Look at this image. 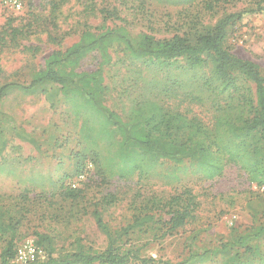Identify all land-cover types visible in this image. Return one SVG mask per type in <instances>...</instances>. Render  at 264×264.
<instances>
[{
    "label": "rangeland",
    "instance_id": "rangeland-1",
    "mask_svg": "<svg viewBox=\"0 0 264 264\" xmlns=\"http://www.w3.org/2000/svg\"><path fill=\"white\" fill-rule=\"evenodd\" d=\"M259 6H264L263 0H26L17 14L0 5V88L9 85L0 96V195L25 193L30 206L14 238L17 246L36 234H46L53 238L55 254L72 252L77 240L91 251L102 252L107 239L95 226L94 208L112 232L131 225L135 216L148 218L118 238L115 246L139 259L151 258L152 264L177 262L189 250L200 253L233 243L263 226L264 197L251 188L256 183L245 169L247 159L230 162L226 155L215 154L223 171L212 180L190 163L152 164L138 157L139 168L132 170L134 166H124L116 158L118 135L101 128L75 101L63 97L58 86L48 84L45 91L32 95L16 89L30 83L52 51L67 49L85 31L96 32L101 26L119 29L132 42L143 34L158 40L193 37L228 14L255 11ZM5 26L24 33L11 38L2 31ZM225 47L255 63L264 74V12L246 14L229 28ZM110 54L112 63L103 68L104 105L125 122L147 117L161 107L209 130L210 136L183 130L177 133V141L189 143L191 138L190 143L208 145L221 138L218 143H225L222 129L212 128L215 119L239 114L241 109L233 110L239 107L238 99L247 108L255 103V87L244 79L238 81L236 93L201 88L203 77H212L210 66L192 67L178 59L165 67H145L118 48L110 49ZM97 68L93 56L78 71ZM192 93L202 102H191ZM86 163L93 167L91 178L75 193L74 201L66 199V183ZM184 190L199 202L197 218L169 231L168 209L153 210L147 201H165ZM204 264H264L263 238Z\"/></svg>",
    "mask_w": 264,
    "mask_h": 264
},
{
    "label": "trees",
    "instance_id": "trees-1",
    "mask_svg": "<svg viewBox=\"0 0 264 264\" xmlns=\"http://www.w3.org/2000/svg\"><path fill=\"white\" fill-rule=\"evenodd\" d=\"M25 5L26 0H23L19 12L23 11ZM255 12H264V6H259L255 11L228 14L218 20L212 28H205L193 37L174 35L168 40H158L152 35L143 34L136 42H132L119 29L103 26L96 32L85 31L78 41L67 49L52 51L44 59L43 66L32 75L30 83L27 86H17L16 89L25 95H32L37 91H45L48 84L58 86L63 97L75 101L77 107L96 119L101 128L110 129L111 133L118 135L116 158L124 166H134L132 170L139 168L136 164L138 157L145 158L152 164L166 161L183 166L190 163L201 170L206 179L212 180L223 171V165L215 158V154L221 153L226 155L230 162L247 159L244 166L251 181L263 185L264 74L255 63L236 57L225 47L228 29L242 21L244 15ZM2 31L11 38L24 33L20 28L12 26L3 27ZM112 48L120 49L128 59L145 67L151 64L165 67L178 59L187 60L192 67L210 66L212 77H203L200 87L212 93H236L238 81L247 80L255 87V103L247 108L245 103L238 99L239 107L233 110L241 109L239 114L233 113L228 118L215 119L212 128L216 132L219 128L222 129V134L227 136L226 142L222 144L218 143L221 138L211 141L208 145L202 142L190 143L191 138L189 143L177 141V133L183 130L189 129L193 134L210 136L209 130L178 112L166 113L161 107L150 111L147 117L139 116L125 122L104 105L103 68L112 63ZM93 56L98 59V68L90 72L78 71L84 60ZM8 86L0 88V96L6 93ZM189 97L191 102H202V98L196 94H189ZM245 111L247 116L243 115ZM250 141L253 143L250 144ZM87 164L78 172H84L86 176L77 188L72 189L70 181L66 183V199L74 201L75 193L91 178L93 167L87 170ZM5 201L7 202L4 204ZM147 203L153 210L168 209L170 218L165 225L169 231L179 229L188 221L197 218L199 202L187 190L175 193L165 201L156 202L151 199ZM29 208V198L25 193L16 196L0 195V241L4 240V246L0 249V264H14L18 245L14 238L21 221L29 213ZM91 216L98 231L107 239L102 252L91 251L77 240L72 252L55 254L53 238L46 234H36L33 241L41 250L42 258L28 264H152L151 258L139 259L133 253L120 252L115 246L118 238L141 226L148 218L135 216L131 225L112 232L97 208L91 211ZM260 238L264 241V225L256 231L239 236L233 243H226L212 250L204 249L200 253L189 250L186 257L180 261H163L160 264H204L218 256H228L234 248L246 247L249 241Z\"/></svg>",
    "mask_w": 264,
    "mask_h": 264
},
{
    "label": "built area",
    "instance_id": "built-area-1",
    "mask_svg": "<svg viewBox=\"0 0 264 264\" xmlns=\"http://www.w3.org/2000/svg\"><path fill=\"white\" fill-rule=\"evenodd\" d=\"M23 0H0V5L11 9L14 12H19L22 9ZM92 168L91 164H87V170ZM86 174L79 173L73 180L69 182L72 189H75L84 181ZM252 190L264 196V184L251 186ZM42 258L41 250L36 247L33 240H26L16 248L14 264H28Z\"/></svg>",
    "mask_w": 264,
    "mask_h": 264
}]
</instances>
